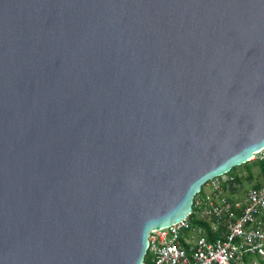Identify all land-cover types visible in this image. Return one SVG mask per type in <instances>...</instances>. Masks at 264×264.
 <instances>
[{"label": "water", "instance_id": "95a60500", "mask_svg": "<svg viewBox=\"0 0 264 264\" xmlns=\"http://www.w3.org/2000/svg\"><path fill=\"white\" fill-rule=\"evenodd\" d=\"M263 147L264 0H0V264H142Z\"/></svg>", "mask_w": 264, "mask_h": 264}, {"label": "built area", "instance_id": "2783aa9c", "mask_svg": "<svg viewBox=\"0 0 264 264\" xmlns=\"http://www.w3.org/2000/svg\"><path fill=\"white\" fill-rule=\"evenodd\" d=\"M254 161H264V147L246 163ZM259 175L247 188L231 171L207 180L184 218L149 231L142 264H264V172Z\"/></svg>", "mask_w": 264, "mask_h": 264}, {"label": "rangeland", "instance_id": "374dc122", "mask_svg": "<svg viewBox=\"0 0 264 264\" xmlns=\"http://www.w3.org/2000/svg\"><path fill=\"white\" fill-rule=\"evenodd\" d=\"M248 163H252V162H248ZM232 172L241 176V178L243 179V181H242L243 187H245V188H247V186L250 184L253 185L256 182L261 181V176L259 175V169L256 165H252V167L250 168L251 179L247 178L248 171L241 165L236 166ZM240 192H242V191H240Z\"/></svg>", "mask_w": 264, "mask_h": 264}, {"label": "trees", "instance_id": "16d2710c", "mask_svg": "<svg viewBox=\"0 0 264 264\" xmlns=\"http://www.w3.org/2000/svg\"><path fill=\"white\" fill-rule=\"evenodd\" d=\"M252 165H256L258 167L260 173L263 174V172H264V161H254L252 163L247 162V163L241 164V166H243L248 171V175H247L248 179H251L250 168L252 167ZM235 167H232L230 171L232 172L235 169ZM192 223H193V225L203 224L207 229H209V224L206 222L199 221L197 219H193ZM218 235L219 234H209V238H213V237L215 238V237H218Z\"/></svg>", "mask_w": 264, "mask_h": 264}]
</instances>
